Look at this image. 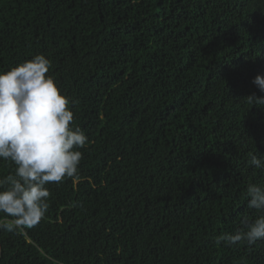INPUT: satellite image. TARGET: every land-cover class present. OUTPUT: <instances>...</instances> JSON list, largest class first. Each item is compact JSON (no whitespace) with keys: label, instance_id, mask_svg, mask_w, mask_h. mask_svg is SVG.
Returning <instances> with one entry per match:
<instances>
[{"label":"trees","instance_id":"1","mask_svg":"<svg viewBox=\"0 0 264 264\" xmlns=\"http://www.w3.org/2000/svg\"><path fill=\"white\" fill-rule=\"evenodd\" d=\"M38 54L87 142L0 264H264L217 243L264 184V0H0V72Z\"/></svg>","mask_w":264,"mask_h":264},{"label":"clouds","instance_id":"2","mask_svg":"<svg viewBox=\"0 0 264 264\" xmlns=\"http://www.w3.org/2000/svg\"><path fill=\"white\" fill-rule=\"evenodd\" d=\"M50 60L38 54L0 72V158L14 162V175L0 179V230L23 231L35 226L48 211L46 185L74 177L87 136L71 126L69 99L51 75ZM264 92V75L253 79ZM264 105V96H248ZM249 165L264 170V155L251 154ZM246 194L254 219L245 217L235 233L222 234L217 243L248 246L264 241V184L249 183Z\"/></svg>","mask_w":264,"mask_h":264}]
</instances>
